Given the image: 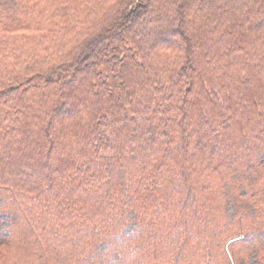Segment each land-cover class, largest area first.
<instances>
[{
    "label": "trees",
    "instance_id": "16d2710c",
    "mask_svg": "<svg viewBox=\"0 0 264 264\" xmlns=\"http://www.w3.org/2000/svg\"><path fill=\"white\" fill-rule=\"evenodd\" d=\"M0 264H264V0H0Z\"/></svg>",
    "mask_w": 264,
    "mask_h": 264
}]
</instances>
